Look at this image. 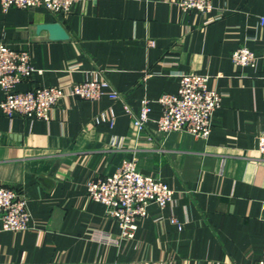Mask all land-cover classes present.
I'll list each match as a JSON object with an SVG mask.
<instances>
[{"label": "crops", "instance_id": "crops-1", "mask_svg": "<svg viewBox=\"0 0 264 264\" xmlns=\"http://www.w3.org/2000/svg\"><path fill=\"white\" fill-rule=\"evenodd\" d=\"M178 1L78 0L67 15L0 6V43L27 51L36 70L19 91H68L98 69L134 113L143 99L151 107L142 132L123 102L106 96H66L47 121L10 119L0 110V185L24 195L32 219L29 230L0 231V264L264 260V157L257 152L264 130V0H212L205 15L182 11ZM219 11L221 19L206 23ZM53 23L68 39L52 40L40 29ZM240 47L256 54L252 67L233 63ZM185 73L207 75L208 87L222 95L205 140L156 128L158 98L176 94L177 76ZM110 110L112 125L96 123ZM130 159L174 196L163 209L151 204L134 237L122 240L105 206L87 198L86 184Z\"/></svg>", "mask_w": 264, "mask_h": 264}, {"label": "built area", "instance_id": "built-area-1", "mask_svg": "<svg viewBox=\"0 0 264 264\" xmlns=\"http://www.w3.org/2000/svg\"><path fill=\"white\" fill-rule=\"evenodd\" d=\"M77 1L0 0V6L3 12L10 8H43L52 15H67ZM176 4L184 12L195 11L205 15L213 10L212 0H179ZM222 16L219 11L206 23L219 20ZM263 22L264 19H261ZM231 58L235 65L242 67H252L257 60L256 54L246 47L236 49ZM35 72L27 51L15 50L0 43V91L4 96L0 110L5 117L47 121L58 102L66 96L86 101H99L106 96L123 102L124 111L129 114L137 132H142L149 121L150 101L143 99L138 113H134L123 95L106 79L103 70L93 71L89 79L72 85L68 91L60 87H35L19 91L17 87ZM177 79V93L163 94L157 100L161 114L155 120L156 128L161 133L185 132L205 140L211 131L213 114L220 108L222 95L208 87L207 75L185 73L178 75ZM114 119V112L110 110L107 115L103 113L95 120L96 123L112 125ZM257 152L264 157V130L257 136ZM86 196L104 205L106 215L118 224L119 238L130 240L134 237L138 221L147 215V208L151 204L165 208L173 200L174 191L156 177L141 174L135 161L130 159L123 160L113 174L89 181ZM170 221L177 222L174 217ZM31 222L24 195L0 185V231H26L30 229ZM254 264H264V260Z\"/></svg>", "mask_w": 264, "mask_h": 264}, {"label": "water", "instance_id": "water-1", "mask_svg": "<svg viewBox=\"0 0 264 264\" xmlns=\"http://www.w3.org/2000/svg\"><path fill=\"white\" fill-rule=\"evenodd\" d=\"M40 29L47 30L49 33V38L52 40H64L68 39V36L66 35L65 31L62 29V27L58 23H53L49 25H44L40 27ZM58 164H56L51 172H50V177L53 176L55 171L57 170Z\"/></svg>", "mask_w": 264, "mask_h": 264}]
</instances>
